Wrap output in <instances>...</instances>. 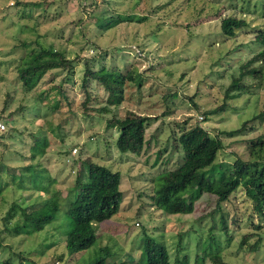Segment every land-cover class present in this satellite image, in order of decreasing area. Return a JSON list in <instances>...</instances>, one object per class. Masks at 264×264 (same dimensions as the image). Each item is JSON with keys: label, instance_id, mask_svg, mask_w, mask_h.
I'll list each match as a JSON object with an SVG mask.
<instances>
[{"label": "rangeland", "instance_id": "374dc122", "mask_svg": "<svg viewBox=\"0 0 264 264\" xmlns=\"http://www.w3.org/2000/svg\"><path fill=\"white\" fill-rule=\"evenodd\" d=\"M228 17L245 23L230 38L219 30ZM258 34L264 0H0V263L92 264L106 248V264H145L140 242L147 235L165 247L168 264L183 258L195 264L203 252L226 264H264V219L248 186L239 185L218 209L215 197L204 194L185 215L163 214L152 203L156 178L182 163L177 137L193 126L221 141L214 177L236 159L264 168V147L251 148L258 137L264 141V119H254L264 114V64L245 65L264 53ZM39 47L63 53L71 74L47 72L24 92L15 69ZM85 65L129 72L120 106L94 112L104 107L105 93L83 80ZM249 69L256 73L245 74ZM233 80L240 88L228 90ZM127 112L152 118L144 130L148 146L137 156L119 153L116 129L105 126ZM242 125L240 133L224 134ZM35 162L49 177L46 194L18 185L25 165ZM83 162L120 175L119 210L97 226L95 243L67 255L63 216L40 232L13 236L9 230L21 218L16 213L6 224L7 210L19 205L29 213L52 195L64 210ZM201 264L212 263L206 257Z\"/></svg>", "mask_w": 264, "mask_h": 264}, {"label": "trees", "instance_id": "16d2710c", "mask_svg": "<svg viewBox=\"0 0 264 264\" xmlns=\"http://www.w3.org/2000/svg\"><path fill=\"white\" fill-rule=\"evenodd\" d=\"M120 18L115 17L114 23H120ZM242 20L224 18L219 25L220 33L225 37H232L235 30L244 27ZM101 28V27H100ZM255 42L264 48V34L255 36ZM255 61H262L264 64V53L260 51L249 61L246 66ZM71 60L63 53L39 47L38 50H30L19 60L15 69L16 77L24 92L32 91L50 71H65L71 74ZM245 74H254V69L244 71ZM243 76V73H240ZM95 81L105 93L104 107L94 112L106 113L107 108H115L123 102V85L132 81L129 72L122 74L119 71L107 70L104 67L98 70H91L85 65L83 80ZM238 81L233 80L228 90L238 89ZM65 97V96H64ZM88 95L84 96L81 105H87ZM195 107V106H194ZM196 108V107H195ZM217 110L207 111L205 115H213ZM204 115V116H205ZM254 119H264V114H258ZM152 118L140 116L127 112L122 119H111L105 123L106 128H115L117 136L114 141L115 149L121 154L139 155L145 146L144 130L150 125ZM244 125L233 132L224 133L226 136L238 134L243 131ZM263 138L258 137L251 148L264 147ZM178 146L182 152V163L176 169L164 172L156 178L152 203L157 210L166 215L189 214L193 205L202 195L215 197L216 208L228 200L231 193L239 186L245 185L256 192L249 195L254 203V211L260 219H264L260 207H264V168L257 169L254 163L243 162L236 159L232 164L219 167L217 177L215 176V165L218 151L222 149L220 139L211 137L206 131L198 126H193L182 131L177 137ZM34 155L30 156V162ZM81 170L74 180L72 188L67 193L64 201V210L59 207L56 196L44 201L41 206L29 213L19 205L10 207L5 213L3 221L7 224L16 213L20 215L21 221L14 224L9 230L13 236L40 232L45 226L53 223L61 216L65 219L64 230L60 231L63 236L64 249L69 256L76 255L89 249L97 239L96 229L101 223L109 220L119 210L122 201L120 187V175L112 172L106 167L94 162L88 164L80 163ZM26 175L23 181L19 180L27 188L39 194L49 192V177L45 168L38 163H28L23 168ZM45 181V183H44ZM248 194V193H247ZM54 199V200H53ZM257 228V227H256ZM60 230V229H59ZM1 249V244H0ZM140 251L144 256L145 264H168V255L165 247L157 243L155 239L144 235L140 242ZM104 255L95 260L92 264H106L105 259L109 257L106 248L102 250ZM208 258L212 264L223 263L217 254L203 252L200 257H195V264L203 263ZM186 264L183 258L178 264ZM0 264H8L6 261Z\"/></svg>", "mask_w": 264, "mask_h": 264}, {"label": "built area", "instance_id": "2783aa9c", "mask_svg": "<svg viewBox=\"0 0 264 264\" xmlns=\"http://www.w3.org/2000/svg\"><path fill=\"white\" fill-rule=\"evenodd\" d=\"M4 125L0 123V131H3L4 130Z\"/></svg>", "mask_w": 264, "mask_h": 264}]
</instances>
